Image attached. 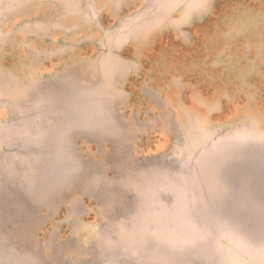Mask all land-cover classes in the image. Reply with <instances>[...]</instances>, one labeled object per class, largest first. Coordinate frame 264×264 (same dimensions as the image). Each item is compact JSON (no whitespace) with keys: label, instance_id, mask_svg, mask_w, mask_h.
Returning <instances> with one entry per match:
<instances>
[{"label":"rangeland","instance_id":"obj_1","mask_svg":"<svg viewBox=\"0 0 264 264\" xmlns=\"http://www.w3.org/2000/svg\"><path fill=\"white\" fill-rule=\"evenodd\" d=\"M0 264H264V0H0Z\"/></svg>","mask_w":264,"mask_h":264}]
</instances>
